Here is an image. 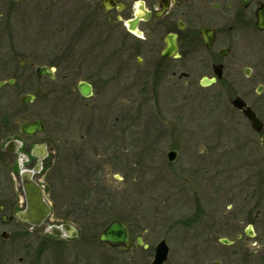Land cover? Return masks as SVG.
<instances>
[{
    "label": "flooded vegetation",
    "instance_id": "1",
    "mask_svg": "<svg viewBox=\"0 0 264 264\" xmlns=\"http://www.w3.org/2000/svg\"><path fill=\"white\" fill-rule=\"evenodd\" d=\"M165 86L203 96L208 90L235 113H220L221 123L228 125L232 118L238 123L233 143L250 154L239 167L251 165L247 173L252 176L234 191L236 200L245 193L239 210L229 208L222 221H214L205 243L220 257L215 264L232 258L227 264H264V207L261 187L253 180L256 158L264 151V0H0V264H78L83 256L77 251L76 257L69 245L92 238L96 223L90 225L95 218H88L89 205L72 211L79 213L76 221L52 217L50 181L62 166L53 112L71 116L63 128L73 121L71 140L64 141L73 150L61 161L71 180L64 199L71 202L68 188L83 195L93 186L83 182V154L71 133L81 130L87 140L100 141L94 131L104 127L109 141H124L133 122L132 102L116 108L115 96L131 99L140 93L145 101ZM114 108L120 115L117 126L109 118ZM246 108L256 119L245 114ZM84 113L103 122L78 123ZM67 155L74 158L67 161ZM61 223L72 229L56 234L53 226ZM125 223L126 248L100 241L98 232L97 242L106 252L129 250L136 252L128 258L131 264L140 255L143 264H150L165 240L163 264L169 262V241L175 237L168 241L166 233H135ZM219 227L223 234L216 236ZM106 259L116 264L114 256Z\"/></svg>",
    "mask_w": 264,
    "mask_h": 264
},
{
    "label": "rangeland",
    "instance_id": "2",
    "mask_svg": "<svg viewBox=\"0 0 264 264\" xmlns=\"http://www.w3.org/2000/svg\"><path fill=\"white\" fill-rule=\"evenodd\" d=\"M132 90L135 89L128 93ZM159 92L157 96L143 101L140 93L130 99L126 94L118 95L116 89V108L124 104L128 107L132 102L129 111L133 120L131 132L128 130L119 137L124 139L123 135L127 136L124 141H109L108 130L104 127L94 131L100 141L87 140L86 133L81 130L71 133L77 141L76 148L83 154L79 160V171L84 173L83 182L93 185L89 186L91 190L86 188L83 195L79 194L82 191L68 188V197L74 200L71 202L64 199L67 183L71 180L68 182V167L66 170L61 161L63 156L66 157V151L73 150L68 143L67 148L64 146L65 138L68 142L71 140L68 134L73 121L66 129L61 127L66 126L65 121L71 118L66 111L59 115L54 111L51 115V120L54 118L53 122H56L53 123L57 128L53 137L59 150L58 162L62 165L50 181V193L54 198L52 217H66L73 221L79 213L72 211L89 205L88 218H95L90 225L96 223L89 242L77 241L69 245L75 250L76 257L78 252L83 256L78 264H108L107 254L114 256L116 264H131L128 258L136 252L121 248H107L106 252L97 242L102 226L115 217L127 222L135 233L143 230H147L148 235L151 231L159 232L158 235L166 233L168 241L175 237L169 241L172 251L167 264H215L220 259L209 246L207 251L206 234L214 221L223 220L222 216L229 212V208L236 212L241 207L245 193L238 194L236 200L234 191H239L241 182L252 176L247 173L253 169L251 165L249 170L239 167L245 165L250 154L233 143L239 128L234 118L228 125L221 123L220 113L235 115L224 108L221 96L209 94L208 90L203 91L206 96L189 94L178 88L172 92L166 86ZM107 114L102 110V116ZM77 117V122L81 121L83 125L103 122L93 114L84 113ZM109 118L112 125H118L120 115L117 111ZM62 128L68 133L64 134ZM169 150L177 151L173 159L168 157ZM263 152L256 158L257 172L253 176L255 183L261 187L262 198ZM67 156L68 161L72 155ZM234 166L236 169H233ZM224 167L225 170H222ZM192 168L197 170L192 173L189 171ZM80 184L83 185L82 181ZM102 190L104 196L99 195ZM99 198L101 203L97 206ZM262 198L260 202L264 207ZM217 232L216 236L223 234L220 227ZM137 259L132 264L144 263L142 255ZM232 259L223 260L221 264H227Z\"/></svg>",
    "mask_w": 264,
    "mask_h": 264
},
{
    "label": "water",
    "instance_id": "3",
    "mask_svg": "<svg viewBox=\"0 0 264 264\" xmlns=\"http://www.w3.org/2000/svg\"><path fill=\"white\" fill-rule=\"evenodd\" d=\"M234 102L235 105L242 107V102L238 101V100H234L232 101ZM245 114L251 118V119H256L253 116L252 111L249 108H246L244 110ZM176 154V152L174 150H170L168 152V157L169 159H173ZM72 227L69 223H64L61 225H54L53 226V231L56 234L61 233L62 231H67V230H71ZM75 234V233H73ZM99 240L102 242H105L111 246H122L124 248L128 247L129 245V236H128V228L127 225L124 221L117 219V218H113V220L111 219L100 231L99 233ZM167 244L165 242V240H162L156 247V251H155V255L154 258L151 262V264H163V262L166 260L167 255H168V249H167Z\"/></svg>",
    "mask_w": 264,
    "mask_h": 264
}]
</instances>
